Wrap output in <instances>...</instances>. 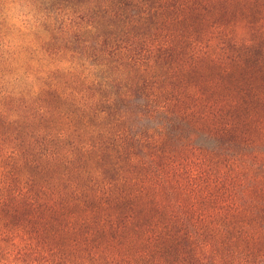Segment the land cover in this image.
<instances>
[{
	"label": "rangeland",
	"instance_id": "374dc122",
	"mask_svg": "<svg viewBox=\"0 0 264 264\" xmlns=\"http://www.w3.org/2000/svg\"><path fill=\"white\" fill-rule=\"evenodd\" d=\"M0 264H264V0H0Z\"/></svg>",
	"mask_w": 264,
	"mask_h": 264
},
{
	"label": "clouds",
	"instance_id": "9594fccd",
	"mask_svg": "<svg viewBox=\"0 0 264 264\" xmlns=\"http://www.w3.org/2000/svg\"><path fill=\"white\" fill-rule=\"evenodd\" d=\"M19 11L22 12L23 11V8H20Z\"/></svg>",
	"mask_w": 264,
	"mask_h": 264
}]
</instances>
